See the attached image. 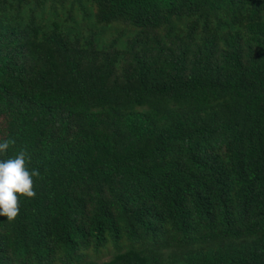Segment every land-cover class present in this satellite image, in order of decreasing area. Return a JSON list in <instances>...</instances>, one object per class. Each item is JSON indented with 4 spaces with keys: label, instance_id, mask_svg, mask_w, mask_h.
<instances>
[{
    "label": "trees",
    "instance_id": "1",
    "mask_svg": "<svg viewBox=\"0 0 264 264\" xmlns=\"http://www.w3.org/2000/svg\"><path fill=\"white\" fill-rule=\"evenodd\" d=\"M0 138V264H264V0H0Z\"/></svg>",
    "mask_w": 264,
    "mask_h": 264
},
{
    "label": "clouds",
    "instance_id": "2",
    "mask_svg": "<svg viewBox=\"0 0 264 264\" xmlns=\"http://www.w3.org/2000/svg\"><path fill=\"white\" fill-rule=\"evenodd\" d=\"M15 140L0 138V153H6ZM31 157L21 150L15 158L0 159V217L14 222L20 213L18 201L34 199L35 181L41 178L38 169H30ZM19 194V195H17Z\"/></svg>",
    "mask_w": 264,
    "mask_h": 264
}]
</instances>
